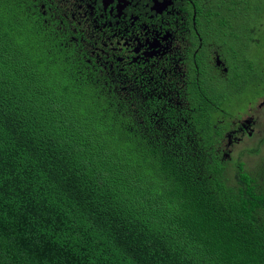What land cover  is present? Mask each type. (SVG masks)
<instances>
[{"label":"trees","instance_id":"trees-1","mask_svg":"<svg viewBox=\"0 0 264 264\" xmlns=\"http://www.w3.org/2000/svg\"><path fill=\"white\" fill-rule=\"evenodd\" d=\"M201 2L239 47L241 105L264 71V0ZM39 3L0 0V264H264V163L217 152L209 109L189 141L141 136Z\"/></svg>","mask_w":264,"mask_h":264},{"label":"flooded vegetation","instance_id":"flooded-vegetation-1","mask_svg":"<svg viewBox=\"0 0 264 264\" xmlns=\"http://www.w3.org/2000/svg\"><path fill=\"white\" fill-rule=\"evenodd\" d=\"M200 1L40 0L39 11L48 15L60 44L80 57L94 84L117 98L141 136L189 141L190 124L209 109L215 113L211 134L218 137L217 152L247 158L257 148H233L251 138L261 147L264 71L255 76L243 110L224 120L239 101L233 94L239 47L222 40L217 27L205 30Z\"/></svg>","mask_w":264,"mask_h":264},{"label":"rangeland","instance_id":"rangeland-1","mask_svg":"<svg viewBox=\"0 0 264 264\" xmlns=\"http://www.w3.org/2000/svg\"><path fill=\"white\" fill-rule=\"evenodd\" d=\"M257 21H259V18L257 19ZM262 21H263V26H264V15L262 16ZM249 51H251L254 61L257 60V57H258V60L260 59V57H263L264 56V38L262 40V44H260L258 47L256 45H253L252 48H249ZM237 100H239V99L237 98ZM234 103H235V101H234ZM245 104H246V102H244L241 105L237 104V105H239L237 107L233 106V109H231L229 111L230 116L233 117L234 114L236 113L237 109H239L240 107L243 108L245 106ZM253 140H254V138H251V140H249L247 143H245L246 145L244 144L242 146H238L236 148H233V151H235L239 148H247V149L257 148L258 149L259 148L257 146L258 143L256 144V141H253ZM261 141L259 142V145H261ZM234 155H235V153H234ZM240 161H242L245 164L246 168L250 171H254L255 168L257 169V167L259 165L264 163V144L261 146L260 150L258 151V154L251 155L250 157H247V158H242Z\"/></svg>","mask_w":264,"mask_h":264}]
</instances>
